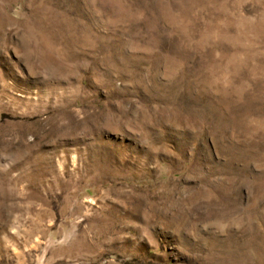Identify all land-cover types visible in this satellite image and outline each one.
<instances>
[{"label":"rangeland","instance_id":"374dc122","mask_svg":"<svg viewBox=\"0 0 264 264\" xmlns=\"http://www.w3.org/2000/svg\"><path fill=\"white\" fill-rule=\"evenodd\" d=\"M0 264H264V0H0Z\"/></svg>","mask_w":264,"mask_h":264}]
</instances>
